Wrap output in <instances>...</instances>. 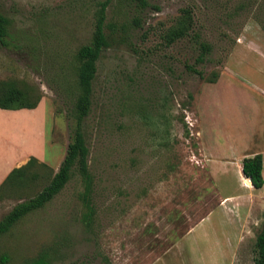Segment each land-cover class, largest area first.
<instances>
[{"label":"rangeland","instance_id":"obj_1","mask_svg":"<svg viewBox=\"0 0 264 264\" xmlns=\"http://www.w3.org/2000/svg\"><path fill=\"white\" fill-rule=\"evenodd\" d=\"M104 1L0 0L11 21L0 81L42 96L48 139L45 163L2 188L0 221L65 159L78 52ZM146 1L111 0L106 11L110 46L83 124L92 182L76 166L51 202L0 237V264L44 252L52 264H255L264 200L244 185L240 164L264 156V0ZM185 10L192 31L169 44ZM202 42L211 52L200 63Z\"/></svg>","mask_w":264,"mask_h":264},{"label":"trees","instance_id":"obj_2","mask_svg":"<svg viewBox=\"0 0 264 264\" xmlns=\"http://www.w3.org/2000/svg\"><path fill=\"white\" fill-rule=\"evenodd\" d=\"M139 6L146 7V0H131ZM111 0H105L100 4V9L96 14L95 31L92 41L89 45L80 48L78 58L80 67L78 70V81L80 86V94L75 107L76 126L73 131L72 142L68 146L67 154L62 162L58 173L55 174L51 182L36 196L29 198L17 204L11 212H9L0 221V237L8 233L20 220L31 212L43 208L51 202L71 180L73 169L77 166L87 185L92 182V175L89 170V149L86 145L83 132V124L92 107L93 83L98 73V65L101 61L105 50L110 46L108 36L105 32L106 11ZM11 21L7 16L0 12V44H7L10 36ZM193 18L191 13L184 11L183 16L179 19L177 25L171 28L166 34V40L169 44L175 43L187 37L192 31ZM202 54L198 59L200 63L206 61V56L211 52V47L207 43H200ZM203 75L202 72H198ZM42 100V96L34 87H22L15 81H0V109L3 110H22L36 109ZM38 162L32 158L29 163L20 169H15L0 187L6 185L24 184L26 180L25 169ZM264 157L262 154H255L242 160V172L244 177L249 179L252 186L256 190L264 187ZM88 190L90 188L88 187ZM256 257L255 264H264V225L259 233L256 241ZM27 264H52L50 254L44 252L39 258L28 262Z\"/></svg>","mask_w":264,"mask_h":264},{"label":"crops","instance_id":"obj_3","mask_svg":"<svg viewBox=\"0 0 264 264\" xmlns=\"http://www.w3.org/2000/svg\"><path fill=\"white\" fill-rule=\"evenodd\" d=\"M47 140L46 109L42 101L32 110L0 109V187L15 169L25 167L32 158L45 163ZM255 154L257 152L252 156ZM240 167L244 185L264 200V187L254 189L251 181L243 175L242 162Z\"/></svg>","mask_w":264,"mask_h":264}]
</instances>
